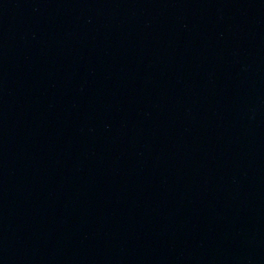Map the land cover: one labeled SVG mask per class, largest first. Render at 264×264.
Here are the masks:
<instances>
[{
	"label": "water",
	"instance_id": "water-1",
	"mask_svg": "<svg viewBox=\"0 0 264 264\" xmlns=\"http://www.w3.org/2000/svg\"><path fill=\"white\" fill-rule=\"evenodd\" d=\"M0 264H264V0H0Z\"/></svg>",
	"mask_w": 264,
	"mask_h": 264
}]
</instances>
